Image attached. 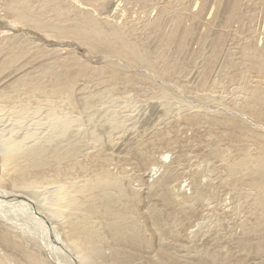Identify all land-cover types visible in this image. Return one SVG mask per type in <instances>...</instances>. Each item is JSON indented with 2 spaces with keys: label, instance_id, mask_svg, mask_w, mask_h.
<instances>
[{
  "label": "rangeland",
  "instance_id": "rangeland-1",
  "mask_svg": "<svg viewBox=\"0 0 264 264\" xmlns=\"http://www.w3.org/2000/svg\"><path fill=\"white\" fill-rule=\"evenodd\" d=\"M13 1H26L31 9L23 8V12L40 13L41 21L54 26L58 22L64 29L70 28L63 22L62 8L79 13L72 0H56V5L55 0H0V95L6 91L11 100L32 106L25 98L41 85L47 95L33 94L42 107L37 119L46 116L44 108L52 109L58 97L67 100L70 95L74 105L70 119L78 121V126L70 129L68 137L54 139L52 146L64 148L84 141L86 146L79 153L81 158L88 154V164L109 157L107 170L126 175L121 182L127 189L125 198L114 205H120V210L133 208L136 218V225L128 218L125 223L135 227L130 240L119 241L112 237L109 217L99 204L94 205L99 218L90 250L72 255L73 263L264 264V214L259 213L264 203L255 206V190L242 182L256 176L254 161L264 154V80L258 77L264 74V0H154L148 9L135 0H102L93 17L108 28L127 31L128 43L150 61L148 66L121 65L114 70L104 64L102 55L90 52L86 57L87 48L76 41L61 47L49 41L29 42L25 52L37 48L42 55L12 59L17 51L13 40L20 38H12L4 25L16 19L10 9ZM82 1L90 3L91 10L100 2ZM111 6L115 10L109 14ZM19 24L29 28L27 22ZM30 30L41 35L32 24ZM49 38L56 42V37ZM122 58L131 63L129 57ZM145 69L157 77L154 82L139 76ZM103 78L116 81L102 84ZM60 87L66 92L56 98L50 95ZM159 95L164 97L157 99ZM9 108L0 104V150L11 141L27 146L46 141V126L34 127V118L9 121ZM34 132L36 138H31ZM91 133L100 139L97 146L87 142ZM241 156L243 179L240 174L233 179L230 169ZM51 170L50 163H45L44 173L49 176ZM9 182L3 187L11 190ZM51 182L39 184L32 194L49 209L61 192L59 178ZM30 186L26 180L18 182L22 191ZM194 190L200 197H192ZM79 214L74 211L72 218ZM48 216L57 237L65 241L68 215L52 210ZM30 220L23 207L0 204V234L5 230L6 237L21 248L16 251L0 242V264H25L22 252L51 264L43 230ZM133 241H139V246Z\"/></svg>",
  "mask_w": 264,
  "mask_h": 264
},
{
  "label": "bare ground",
  "instance_id": "bare-ground-1",
  "mask_svg": "<svg viewBox=\"0 0 264 264\" xmlns=\"http://www.w3.org/2000/svg\"><path fill=\"white\" fill-rule=\"evenodd\" d=\"M72 1L78 4V6L76 7L79 9V13L72 14L70 11V7L62 8L66 14V19L63 22L67 23V26L70 29H64L65 26H58V22H56V26H54L41 21V19L39 18V12H37L39 14H36V16L31 15L30 13L23 12V8H30L26 1L25 4H23L22 2L21 4L19 1L11 2L10 9L11 12L15 13L16 19L15 21H6V25L4 26H7L8 31L13 33L12 38H14L15 36H19L20 38L18 42L13 40V43L15 42L16 44L15 46L17 48V51H14L15 53L12 54L11 58L18 59L25 54L30 55L28 57L29 59L38 58L39 56H41L42 53L39 52L34 45L32 46H34L37 51L33 53L25 52L31 46L29 45V42H31V44H40V42L42 41H49V44L53 46L56 45V47H61L63 45L67 46L69 45L68 43L76 41L87 48V52L85 53V55L88 56L86 57H89L88 53L90 52L102 55L101 57L103 59H106L104 64L110 66L112 70H114L116 66H124V68H128L136 67V64H144L145 66L149 65L148 62L150 61H148V59L142 55L141 51L137 50L135 47L128 43L126 38L127 31H120L115 26L108 28L105 24H103V21L100 18L96 19L95 17H93L94 13H96V11L101 8L102 0L97 3V8L95 10H91L88 8V6H90V3L84 2L82 0ZM134 2L137 4L139 3L143 7V9L151 8L154 5L153 3H155L154 0H135ZM82 4L86 5L87 7L83 6ZM111 8L112 6L108 10L109 14L115 10L114 7L112 9ZM41 13H43V11ZM102 14L103 10L101 9L100 15ZM20 21L27 22L29 28L22 24H19ZM30 24H32L33 28L41 31V35H38L35 32H31ZM47 31L52 33L48 34L49 37H53V39L56 37V42H54V40H51L52 38L50 39L49 37L45 36V32ZM30 34L31 36H29ZM61 39H69V41L67 40L66 42H64L63 40L61 41ZM42 43L44 44V42ZM122 57H129L131 59V63L126 64L125 62L127 61ZM102 58L98 57L99 60H101ZM2 62L3 60L0 61V64ZM10 66L12 67V65ZM6 67H8V65ZM140 72L141 71L139 70V73ZM141 73H143V75L139 76L141 78H147L150 82H154V79L157 78L153 77L152 73L148 69H145V72ZM263 75L264 74H261L258 77L264 80ZM110 80L111 82L112 80L114 81L112 83H115L116 81L112 78H103L102 84H108V81ZM155 82L157 83V81ZM160 82L161 81L158 80V83ZM31 89L32 88H30V90ZM37 90L38 92L30 91L25 98L26 101L32 103V106L28 105V102L26 105H23L22 101L20 103L13 99L12 101L9 98V93L6 91H3V94L0 95V104L4 103L10 106L8 110L9 121L20 120L22 122H26L27 120L34 118V127H40V125H43V127L46 126L45 132H47L45 142L38 143L34 146H27L23 142L11 141L4 145V147L0 150V204L6 206H21L26 212L28 211L31 217L30 222H32V224L36 223L37 226L41 227L43 230L44 236L42 238V242L46 243L45 246H47L48 251L50 252L51 264H74L72 261V255L79 256L83 252L90 250L89 244L90 239L93 236V226L95 225L96 217H98L97 213H95L96 208L94 205L99 204L101 212L109 217L108 225L111 227L112 237L119 241L130 240L129 234L135 230V227H126L125 223L128 218L130 224H135L133 220L136 218L135 214L133 213V208L127 206L126 209L124 208L123 210H120V205H114V202L117 201L120 197L125 198V192L127 191V189L126 186H122L121 182L124 180L126 175L121 171L118 173H112L107 170L105 164L107 163L109 157H103L99 164H95V162H90L91 164H88L85 161L88 158V154H86L84 158H81L79 153L80 149L86 146L84 141L78 142L74 145L66 144L67 147L64 148H61L58 145L52 146V142L54 141V139L65 136L68 137L70 129L78 126V121L70 119V112L74 111V105L72 103L71 96L66 95V100L64 98L58 97L66 92L62 87H60L57 92L56 89H52L50 91V95L55 98L58 97V101L54 102L52 109L44 108L46 110H44V112H46V116L44 118L42 117V119L45 120V123H43L42 119L36 118L42 107H39L37 105L39 104L38 97L33 96V94L38 93L37 95L40 97L47 95V92L43 87H41V85L37 86ZM162 96L156 98L162 99L164 97ZM200 103L202 102L200 101ZM56 108H58V110H56ZM215 108H217V106H215ZM259 115L263 114L259 113ZM246 117L245 119H247ZM30 137L36 138V133L34 132ZM91 137L92 139H87V142L91 144L90 146L92 147L97 146V143H99L100 139L94 133H91ZM55 147L56 149L54 150ZM141 155L143 154L141 153ZM83 161H85L87 164L83 163ZM236 162L237 165H234L232 169H230L229 175L231 178H236L238 180L237 176L238 174H240V178L243 179L241 173V171H243L245 167L243 157L241 156ZM45 163H50V166H52V170L49 176H47L48 174L44 173L43 171ZM144 163H147V159H144ZM254 163L256 176L242 182L244 184H249L250 187L255 190L257 199L256 203L254 204L255 206L260 207L264 203V154L258 157L254 161ZM29 171L31 172L29 173ZM151 171L152 168L149 170V174L151 173ZM56 178H59L61 192L59 194H56V196L51 200V209L55 211L57 210L58 213H64L68 215L67 220L69 221V223H67V225H64L66 227L67 233L65 241H61L54 232L55 228L52 225L51 217L48 216L49 211L52 210L47 208L43 204L44 202L38 201V198H32V194L36 191L35 189L39 184H44L45 181L47 184H54L51 181L56 180ZM21 180H26L27 184L31 185L29 188L24 187L28 188V190L22 191L21 189H19L18 182ZM8 181H10L9 186L12 188L11 190L5 189L3 187V184L7 183ZM194 192L195 193L194 195H192V197L197 195L199 196L196 190H194ZM41 200H45L44 197L41 198ZM56 201L60 202L56 203ZM181 202L183 204L184 201ZM187 202L185 201L184 204H186ZM76 210H78L80 214L75 218H72V215ZM259 213L264 214V210H260ZM92 214H94L95 216H93ZM258 220H260V218H258ZM36 224H34L33 227L36 228ZM261 231H264V226H261ZM4 234H0V242H2L5 247L11 248L16 251H21L20 245L17 242L14 243L10 239H8L10 237H6L8 235L5 230ZM138 244L139 241H133L132 243V245L134 246H139ZM186 248H188V246H186ZM22 254L24 256L26 255V258L24 259L25 264H49L46 262L44 263L43 260L40 261L38 257L34 255L26 254L25 252H22Z\"/></svg>",
  "mask_w": 264,
  "mask_h": 264
}]
</instances>
